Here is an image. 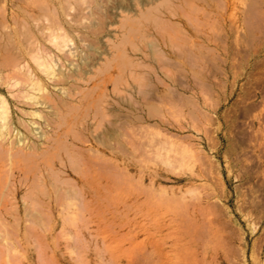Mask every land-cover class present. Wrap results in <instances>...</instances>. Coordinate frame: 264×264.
I'll use <instances>...</instances> for the list:
<instances>
[{
  "label": "rangeland",
  "instance_id": "obj_1",
  "mask_svg": "<svg viewBox=\"0 0 264 264\" xmlns=\"http://www.w3.org/2000/svg\"><path fill=\"white\" fill-rule=\"evenodd\" d=\"M141 187L264 264V0H0V264H148Z\"/></svg>",
  "mask_w": 264,
  "mask_h": 264
},
{
  "label": "bare ground",
  "instance_id": "obj_2",
  "mask_svg": "<svg viewBox=\"0 0 264 264\" xmlns=\"http://www.w3.org/2000/svg\"><path fill=\"white\" fill-rule=\"evenodd\" d=\"M2 107L3 115L6 116L7 109L5 108V105ZM133 204L136 211L135 218L132 223L135 229V233L133 234V238L131 236L129 237L133 239L131 242H134V240L137 239L140 233H147L146 235H148V237L152 239L153 248L152 251L149 250V255L148 251H146L147 249L145 251H142V253L147 252L146 256H149L148 258L152 257V264H202V260L206 256L205 255L204 258L202 257L203 259L199 257L201 253L200 248L204 247L200 236L201 228L199 223L202 216L204 215V209L202 206H200L198 209H194L192 213H190L192 214V216L189 217L183 214V212H181L180 210H174L170 212L161 205L154 204L152 194L143 187H141L139 192L135 195ZM126 222L130 223L131 221L128 220ZM118 225L120 227H123L124 224L119 223ZM120 229L112 230L110 233H108V235L104 236V239L106 240L107 236L111 237L113 241H116L119 238L121 239V237L119 236L121 232ZM122 237H124V234ZM121 240H125V237ZM16 241L18 242L19 240ZM144 247L146 248V245ZM127 249L129 248L127 247L124 251H126ZM204 251V254H208L210 250L205 247ZM111 253L112 255L116 254L112 249ZM112 255L110 257H112ZM134 256L135 254L133 255V257ZM136 257L137 256H135L134 258L136 259ZM148 258H146V261L149 264L151 262L148 261ZM133 264L136 263L134 262Z\"/></svg>",
  "mask_w": 264,
  "mask_h": 264
}]
</instances>
